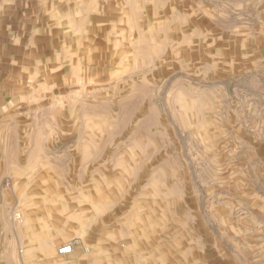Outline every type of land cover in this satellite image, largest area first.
<instances>
[{"label":"rangeland","instance_id":"rangeland-1","mask_svg":"<svg viewBox=\"0 0 264 264\" xmlns=\"http://www.w3.org/2000/svg\"><path fill=\"white\" fill-rule=\"evenodd\" d=\"M0 264H264V0H0Z\"/></svg>","mask_w":264,"mask_h":264},{"label":"built area","instance_id":"built-area-1","mask_svg":"<svg viewBox=\"0 0 264 264\" xmlns=\"http://www.w3.org/2000/svg\"><path fill=\"white\" fill-rule=\"evenodd\" d=\"M14 217L18 219L20 217L19 213H15ZM73 251V246L71 243H64L57 248V253L60 255L70 254Z\"/></svg>","mask_w":264,"mask_h":264},{"label":"crops","instance_id":"crops-1","mask_svg":"<svg viewBox=\"0 0 264 264\" xmlns=\"http://www.w3.org/2000/svg\"><path fill=\"white\" fill-rule=\"evenodd\" d=\"M35 236H32L29 240H27L28 241V243H26V241L25 242H23L24 243V245L26 246V247H30V246H34V245H36L37 244V242L35 243ZM73 252V251H72Z\"/></svg>","mask_w":264,"mask_h":264}]
</instances>
